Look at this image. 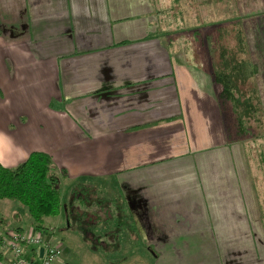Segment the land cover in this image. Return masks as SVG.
<instances>
[{"label":"crops","instance_id":"crops-1","mask_svg":"<svg viewBox=\"0 0 264 264\" xmlns=\"http://www.w3.org/2000/svg\"><path fill=\"white\" fill-rule=\"evenodd\" d=\"M214 1L219 19L200 4L193 32L264 15L263 0ZM158 3L0 0V165L51 158L66 197L44 220L58 264H264L252 147L229 134L211 67L158 28ZM80 189L100 200L70 223ZM0 226L33 229L9 200Z\"/></svg>","mask_w":264,"mask_h":264},{"label":"trees","instance_id":"trees-1","mask_svg":"<svg viewBox=\"0 0 264 264\" xmlns=\"http://www.w3.org/2000/svg\"><path fill=\"white\" fill-rule=\"evenodd\" d=\"M238 23L230 31L216 28L217 36L197 30L194 40L200 45L203 43L208 54L212 55V50L217 52L220 61H211L210 74L217 87L222 112L231 115L236 138L250 139L253 146L259 138L262 139L264 116L256 79L258 68L252 61L247 39ZM229 36H233L234 45L224 43L225 37ZM263 156L264 153L262 157L260 154L261 159ZM59 185L60 178L46 154L32 153L13 169L0 165V200L19 204L27 212L33 229L43 234L47 232L44 220L56 217L61 209Z\"/></svg>","mask_w":264,"mask_h":264},{"label":"rangeland","instance_id":"rangeland-1","mask_svg":"<svg viewBox=\"0 0 264 264\" xmlns=\"http://www.w3.org/2000/svg\"><path fill=\"white\" fill-rule=\"evenodd\" d=\"M158 1L157 9L159 10V15H158V28L161 27L164 30H167L169 32H174L179 35L180 41L177 40L176 43H180L181 46L178 47L177 49H180V51L185 52L188 56L187 59L190 61H193L194 63H199V64H207L208 67L211 65V61L213 62H219L220 59L218 58V54L216 51L212 50V55L208 54L207 50H205V46L200 45L199 42H195L194 40V33L193 31L196 30V25L194 24V17L196 15L201 16V11H200V4L205 6V10L208 9L207 13L204 15V17L207 20L210 21H215L218 20V16L216 14V9L214 8L215 1L214 0H185L181 2V5L179 6H174L171 7L170 5V0H168V6L166 4H162L165 0H156ZM261 2V0L259 1ZM173 8L174 10H170ZM254 8V11L257 12V9L259 8L257 4L252 7ZM256 15V16H254ZM240 17V16H239ZM193 19V21H191ZM236 22H239L237 25H241L244 35L247 39L248 45H249V50L251 53V58L254 64H256L258 68V75H257V83L258 87L260 90V97H261V108H262V113L264 116V15L262 14H253L251 17L248 19L244 20L242 18L237 19ZM236 22L233 23H217L215 25H212L211 27L212 30L207 33H212V35L217 36L216 28H224L228 29L229 31L231 30V27L233 29L236 27ZM198 26V25H197ZM187 28V29H186ZM191 30V35L189 36L186 33V31ZM193 30V31H192ZM177 31V32H176ZM215 31V32H214ZM188 37V38H187ZM224 43H227L229 45L235 44V41L233 40V36H229L228 38L225 37V40H223ZM187 43V44H186ZM199 45V46H198ZM198 47L199 51L197 50ZM210 69L208 70V73L210 72ZM216 90V89H215ZM225 118L227 121V127H228V132L229 134H234V127L232 125V117L229 114V112H225ZM262 139L259 138L258 143H254L252 146V140H239L237 139L236 141L239 142L240 144H249L247 146H250L249 149H251L249 153V158L251 161H254L252 163L253 168L256 170L254 175V180L256 182L257 190L260 195V198H262V201L264 202V156L263 159L260 158V154L262 157V153H264V132L261 136ZM262 160V161H261ZM257 163V164H256ZM254 170V171H255ZM76 188V187H75ZM60 189V187H59ZM76 197L80 196V199L76 200L79 204L74 205L76 206V210L78 211V215L76 220H69L70 223H77L80 222L79 220L84 218V215L90 213L88 208L90 207H97L96 201L99 202L100 199L95 198V195L92 194L93 191L89 192H82L80 190H76ZM60 198L61 202L66 201V197H64L63 194L60 193ZM85 204H83V203ZM80 204L83 205V208H79ZM103 207H106L105 203H101ZM115 211V210H114ZM116 212V211H115ZM82 214V215H81ZM102 218L104 215L101 212ZM100 216V217H101ZM119 220H122V216H116ZM75 218V217H74ZM71 219V218H70ZM51 220V219H50ZM48 221L49 223L51 221ZM86 221V220H85ZM83 224V222H81ZM51 224V223H50ZM149 232L147 231V234ZM150 234H148V237ZM138 242L140 244L141 250L146 249L145 244L146 242H143L141 238H138Z\"/></svg>","mask_w":264,"mask_h":264},{"label":"built area","instance_id":"built-area-1","mask_svg":"<svg viewBox=\"0 0 264 264\" xmlns=\"http://www.w3.org/2000/svg\"><path fill=\"white\" fill-rule=\"evenodd\" d=\"M61 256V244L46 234L35 229L26 231L0 226V258L8 259L4 264H58Z\"/></svg>","mask_w":264,"mask_h":264},{"label":"water","instance_id":"water-1","mask_svg":"<svg viewBox=\"0 0 264 264\" xmlns=\"http://www.w3.org/2000/svg\"><path fill=\"white\" fill-rule=\"evenodd\" d=\"M42 253H43V250L41 249V250H40V254L42 255Z\"/></svg>","mask_w":264,"mask_h":264}]
</instances>
